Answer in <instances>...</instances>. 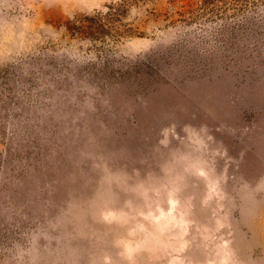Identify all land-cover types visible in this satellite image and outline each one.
<instances>
[{"label":"rangeland","instance_id":"1","mask_svg":"<svg viewBox=\"0 0 264 264\" xmlns=\"http://www.w3.org/2000/svg\"><path fill=\"white\" fill-rule=\"evenodd\" d=\"M0 264H264V0H0Z\"/></svg>","mask_w":264,"mask_h":264}]
</instances>
